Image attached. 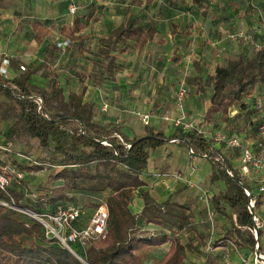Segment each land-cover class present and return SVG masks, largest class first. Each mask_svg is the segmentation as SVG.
I'll return each mask as SVG.
<instances>
[{
	"label": "trees",
	"instance_id": "trees-1",
	"mask_svg": "<svg viewBox=\"0 0 264 264\" xmlns=\"http://www.w3.org/2000/svg\"><path fill=\"white\" fill-rule=\"evenodd\" d=\"M192 1L197 6L205 3V0ZM141 4L140 0H132L131 7ZM82 26V19L77 18L70 36L80 32ZM34 30L38 32L36 39L39 44L49 34L38 23H34ZM155 36L154 27L141 26L138 17L129 14L107 38L100 40L97 55L102 59L99 65L104 75L114 80L119 68L115 54L126 53L130 42L141 51L154 41ZM55 48L50 46L46 50L47 57L53 55ZM11 66L17 73L14 78H10V73L8 77L0 76V127L9 125L2 139L12 143L38 140L42 151L59 157L52 166L58 167L55 179L63 185L54 195L39 196L36 200L21 191L19 186L14 188L11 184L6 191L0 189V264H144L147 252L166 241H171L168 252L152 264H188L191 255H203L199 251L202 248L206 250L209 244L206 237L198 235L197 245L194 240L185 243L177 237L188 229L194 230L190 203L197 201L203 206L199 197L187 195L190 201H184L187 197L184 195L190 193L189 187H186L172 194L164 203H159L144 178L153 153L170 143L192 150L193 156L206 155L212 166L210 187L219 181L225 184L219 193L212 195L210 203L213 216L227 218L231 226L211 244L212 250L208 251L210 253L203 264H212L213 256L217 257L216 264H226L222 250L230 243H234L240 254L246 257L255 251L257 241L251 231L255 227L253 216L247 209V185L235 167L239 150L226 151L223 145L218 149L219 144L213 136L185 132L171 135L155 133L154 128L148 125L145 134L131 137L120 123L101 125L96 122L95 104L85 101L84 91L66 93L57 72L51 71L45 86H38L32 78L39 69L23 72L12 59ZM194 66L200 70L199 62H195ZM185 84L197 86V93L212 88L211 106L204 121L212 128L224 124L220 131L236 135L233 122L239 115L246 114L245 129L250 126L258 131L260 122L253 121L257 111L250 108L252 105L248 98L259 94L264 87V46L258 51L255 49L251 56L240 55L224 65H218L214 73L206 77H188ZM35 95L43 99L40 110L32 98ZM233 109L239 114L231 116ZM262 142L264 144V140ZM0 154L7 157L6 160L0 157V169L12 165L19 173H24L40 171L44 167L43 164L23 165L7 151H0ZM68 191L105 195L103 204H106L109 213L106 236L90 242L86 250L78 244L73 245L75 255L57 240L48 239L39 223L11 208L14 205L45 214L53 213L58 206L79 207L69 205V200L73 199L68 198ZM136 195L143 202V209L138 214L131 209ZM263 206L264 195H258V211ZM150 226L159 232H151L148 229ZM263 237L264 229L261 228V252L264 250ZM214 249H221V253H215ZM233 256L239 259L235 252H229V262Z\"/></svg>",
	"mask_w": 264,
	"mask_h": 264
},
{
	"label": "crops",
	"instance_id": "crops-1",
	"mask_svg": "<svg viewBox=\"0 0 264 264\" xmlns=\"http://www.w3.org/2000/svg\"><path fill=\"white\" fill-rule=\"evenodd\" d=\"M140 2V6L131 7L132 0H0V64L9 57L19 66L39 69L32 78L38 86H45L51 71L57 72L66 93L84 91L85 101L95 104L96 122L120 123L131 137L145 134L147 125L137 119L144 115L150 118L148 126L155 133L167 135L179 133L181 126L175 121L181 117H185L183 122L205 125L212 88L197 93L198 87L186 85L185 79L214 73V64L225 52L232 58L251 56L256 46L263 47L264 0H205L203 6L192 0ZM71 7L76 8L75 13L70 12ZM129 14L136 15L141 26L154 27L156 36L141 51L130 42L126 53H116L119 68L110 80L94 51ZM77 18L82 19L83 29L72 37L69 33ZM34 23L49 33L40 44ZM68 39L72 40L69 47H57V43ZM50 46L56 48L47 57ZM150 51L153 66L140 69L137 60ZM90 57V69L95 71L86 81L79 80L74 62ZM195 62L200 63V70ZM16 75L11 66L10 78ZM182 86L187 92L180 99ZM209 164L206 158L191 155L186 147L170 143L153 153L144 178L152 195L164 203L172 194L189 187V181L199 185L209 181ZM189 192L192 194L184 196L196 191L189 187ZM184 201H190L188 196ZM190 204L193 226H199L204 208L197 201ZM142 209L143 202L133 213Z\"/></svg>",
	"mask_w": 264,
	"mask_h": 264
},
{
	"label": "built area",
	"instance_id": "built-area-1",
	"mask_svg": "<svg viewBox=\"0 0 264 264\" xmlns=\"http://www.w3.org/2000/svg\"><path fill=\"white\" fill-rule=\"evenodd\" d=\"M71 13L76 12L75 7L70 8ZM243 34L240 35L242 37ZM231 39H235L236 36H231ZM71 40H66L57 43L58 48L69 47ZM260 49L259 46H256V51ZM11 65V58L7 57L2 60L0 64V76L8 77L9 69ZM21 71H26L27 67L25 65L20 66ZM186 88L182 86L179 92V98L182 99L186 94ZM37 104L39 110L43 105V99L35 95L32 97ZM250 108L255 109L257 113L253 117V121L260 122L258 127V137L252 138V127L248 126L245 129V138L243 139L239 135H227L222 131L215 132V134L210 133L212 126L198 125L193 121L183 122L185 117H181L176 120V126H181L183 132L185 133H197L200 136H212L219 145L223 144L225 147L232 150H239L240 156L236 160L238 172L243 179V183L247 185L245 188V193L249 197L248 211L253 216V221L255 227L251 230L257 244L255 246V251L248 257L240 254L239 248L234 244L230 243L228 247L222 250L225 255V262L229 264V252H235L239 256L240 264H264V254L260 250L259 243V229L263 228V220L260 217V211L257 209L258 195H264V97L255 94L252 97L248 98ZM231 116H236L239 114V111L233 109L230 112ZM143 122L148 125L150 118L147 115L142 117ZM250 136V137H248ZM13 143L6 142L0 143V151H7L13 154ZM189 153L193 155V151L189 150ZM16 158H23L34 165H42V163H36L26 155L15 153ZM203 158H206L204 155ZM55 169L58 167L52 166ZM11 171L19 179L22 178V173L20 174L11 166L4 167L0 169V189L6 191L7 188L11 186V180L7 176L5 171ZM160 177V175H158ZM242 183V182H241ZM187 185L192 189L198 190L199 201L203 204L205 210L207 211L210 219L212 220L213 212L211 209V197L212 195L208 190L202 188L198 183L187 182ZM255 191L257 192L255 194ZM8 206V205H7ZM264 207V206H263ZM12 209L23 213L28 217V219L39 223L43 229L45 236L48 239L57 240L64 248L69 250L75 255V252L72 249V246L75 244L80 245L84 250H86L90 242L104 238L106 236L107 230V219H108V208L106 204L99 206L92 216L85 221V212L83 209L76 206H58L53 213L37 214L18 208L16 206H11ZM211 244L209 243L205 252L211 251Z\"/></svg>",
	"mask_w": 264,
	"mask_h": 264
},
{
	"label": "rangeland",
	"instance_id": "rangeland-1",
	"mask_svg": "<svg viewBox=\"0 0 264 264\" xmlns=\"http://www.w3.org/2000/svg\"><path fill=\"white\" fill-rule=\"evenodd\" d=\"M95 49V53H96ZM148 55V56H147ZM146 57H141L139 60H137V64H139L140 69H149L148 66H153L150 58L153 55V51H150ZM149 57V58H147ZM238 58V56L235 57H230V55H227V53H223V57L219 62H216L214 66L218 65H224L230 60H234ZM90 63H93L92 57L90 58H84L83 60H79V62H74V65H76L74 68L77 70L79 73V80L84 79L85 81L89 78L90 72L93 73L95 70L94 68L90 69ZM28 69V68H27ZM48 73V72H46ZM260 96L264 97V89L260 90L258 92ZM143 116H138L137 119L140 123H144L142 120ZM246 119L247 116L246 114L239 115L237 120L233 122V125L236 127L233 132H235L236 135H239L243 139L245 138V124H246ZM222 123V122H220ZM145 124V123H144ZM9 125H3L0 127V143H6L5 140L2 139V134L3 132L7 129ZM222 127H225L224 124L213 127L210 133L215 134V132H218L222 129ZM179 132H183L182 127H179ZM227 129V128H225ZM242 130V131H241ZM223 132V131H222ZM258 131L256 130L255 127H252V138H257L258 137ZM238 133V134H237ZM213 136V135H212ZM250 137V136H248ZM218 144V142H216ZM178 145L177 143H175ZM223 144H221L222 146ZM224 146V145H223ZM217 148L220 149V145H217ZM224 149L227 151L229 148L224 146ZM13 154L18 153L22 155H26L32 159V161L36 163H42L44 165L43 169L40 171H34V172H24L22 173V178L19 179L16 177L14 174L11 173V171L7 170L5 171L7 173V176L11 180V184L14 185L13 187L16 188L19 186V189L23 191L25 194L29 196H33L31 199L36 200V197L39 196H45V195H54L55 193L58 192L59 188L62 187V182L57 181L55 179V176L57 174V169L54 167H51V165L55 164L58 162L59 157L55 154L49 153V152H44L40 149L39 147V142L36 139H31L29 141H14L13 143ZM12 154V155H13ZM15 157V155H13ZM0 157H3L5 160L7 157L4 155L0 154ZM19 161L23 165H31L34 166L33 163L20 158ZM10 165V164H9ZM211 167L212 171V166L211 163L209 164ZM237 162L235 163V167H237ZM12 166V165H11ZM15 169V168H14ZM16 170V169H15ZM17 171V170H16ZM164 172H168L166 169ZM21 174V173H20ZM19 181L22 183V185L19 183ZM21 185V186H20ZM202 188L207 189L210 194L215 195L216 193H219L221 191L225 184L223 181H219L216 183L214 187H210L209 181H204L201 185ZM195 190V189H194ZM195 194L193 195L196 198V195L198 196V190H195ZM257 192L255 191V194ZM68 198L73 199L69 200L71 204L69 205H78L80 208H83L85 212V219L87 220L92 216L96 208H98L99 205L103 204L105 201V195H88L84 193H73L68 191L67 192ZM142 202L141 198L136 195L134 198L133 205L131 206L132 211L136 210V205H139ZM260 217L264 222V207L260 211ZM203 223L199 226H194V230H186L185 232L177 234L178 238H181L185 243L188 242V240H194L196 241V245L199 243L198 242V235L199 236H204L206 237L208 243L213 244L215 240L219 238V236L224 235L228 229L231 226V223L228 221L227 218H223L220 216H213L212 220L210 219V216L206 211H203V216H202ZM264 229V223L262 225ZM151 232L153 233H158L159 230L157 228H153L150 226L148 228ZM170 236H174L173 233H169ZM262 243L264 246V237L262 239ZM171 245V241H166L164 242L160 247L152 249L147 252L146 254V260L144 264H152L154 261L161 260L163 256L168 252L169 248ZM203 253V255L195 253L194 255H191L190 258L188 259V264H202L204 261H206L208 257V253L210 252H205V249L202 248V251H199V253ZM215 253H221V251H216L214 249ZM264 254V250L262 251ZM212 257V256H211ZM214 258V259H213ZM212 258V264H216L215 259L217 257L213 256ZM83 262V261H82ZM84 263V262H83ZM85 264V263H84ZM229 264H240L238 257L233 256V258L230 259Z\"/></svg>",
	"mask_w": 264,
	"mask_h": 264
},
{
	"label": "water",
	"instance_id": "water-1",
	"mask_svg": "<svg viewBox=\"0 0 264 264\" xmlns=\"http://www.w3.org/2000/svg\"><path fill=\"white\" fill-rule=\"evenodd\" d=\"M80 259V258H79ZM81 260V259H80ZM81 261H83V260H81ZM85 264H87L86 262H84Z\"/></svg>",
	"mask_w": 264,
	"mask_h": 264
}]
</instances>
